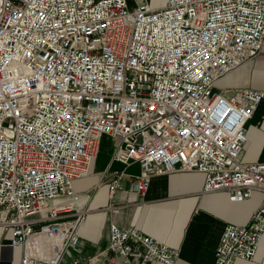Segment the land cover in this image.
Instances as JSON below:
<instances>
[{"label":"built area","instance_id":"1","mask_svg":"<svg viewBox=\"0 0 264 264\" xmlns=\"http://www.w3.org/2000/svg\"><path fill=\"white\" fill-rule=\"evenodd\" d=\"M264 0H0V226L21 264H60L90 211L73 181L87 177L100 141L112 161L109 193L144 195L153 177L205 176L202 194L234 203L264 193V161L242 157L264 91H219L258 56ZM264 206L227 225L214 264L253 261ZM103 264H174L176 249L138 228L109 226ZM74 264H87L75 261Z\"/></svg>","mask_w":264,"mask_h":264},{"label":"crops","instance_id":"2","mask_svg":"<svg viewBox=\"0 0 264 264\" xmlns=\"http://www.w3.org/2000/svg\"><path fill=\"white\" fill-rule=\"evenodd\" d=\"M154 0H140L136 6ZM219 91L255 89L264 91V44L256 58L247 61L216 84ZM248 145L243 161H264V100L247 123ZM113 142L100 141L87 177L73 181L80 196L79 206L90 211L85 224L77 230L78 245L64 250L60 264H103L112 257L108 250L109 226L121 229L138 228L147 236L178 251L174 264H214V254L227 225H246L253 213L264 206V193L253 192L250 199L234 203L228 193L202 194L205 176L199 172H178L153 177L147 192L140 196L121 182L122 189L110 197L112 172L122 170L128 175L139 173L136 164L128 167L112 161ZM11 235L0 226V264H21L22 249L8 247ZM128 264H133L130 262ZM162 264V263H152ZM235 264H264V237L253 261L237 260Z\"/></svg>","mask_w":264,"mask_h":264},{"label":"rangeland","instance_id":"3","mask_svg":"<svg viewBox=\"0 0 264 264\" xmlns=\"http://www.w3.org/2000/svg\"><path fill=\"white\" fill-rule=\"evenodd\" d=\"M131 1H132V3H137L140 0H131ZM163 2H165V0L164 1L163 0L162 1L161 0H156L154 5H160V4H163Z\"/></svg>","mask_w":264,"mask_h":264},{"label":"bare ground","instance_id":"4","mask_svg":"<svg viewBox=\"0 0 264 264\" xmlns=\"http://www.w3.org/2000/svg\"><path fill=\"white\" fill-rule=\"evenodd\" d=\"M162 1V0H161ZM164 1V0H163ZM156 0L153 1V4H155ZM164 3V2H163ZM161 5V4H160ZM156 6V5H155Z\"/></svg>","mask_w":264,"mask_h":264}]
</instances>
